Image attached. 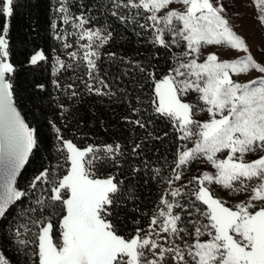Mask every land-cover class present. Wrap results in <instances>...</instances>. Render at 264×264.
Returning a JSON list of instances; mask_svg holds the SVG:
<instances>
[{
    "label": "snow or ice",
    "instance_id": "6c2138e0",
    "mask_svg": "<svg viewBox=\"0 0 264 264\" xmlns=\"http://www.w3.org/2000/svg\"><path fill=\"white\" fill-rule=\"evenodd\" d=\"M57 2L55 11L63 23L79 30L57 39L76 35L87 40L80 45L85 51L79 59L86 62L89 80L101 86L85 82L87 90L107 95L102 89L108 85L99 78L97 61L99 49L112 40L110 26L86 27L93 22L91 14L81 11L76 15L69 0ZM253 2L264 23V0ZM14 4L15 0H3L0 6V15L5 17L0 29V226L30 195L29 190L41 193L34 201L36 207L19 213L14 227H9L18 251L26 257L25 264H264V75L246 83L233 79L252 70L264 74V64L257 62L244 38L222 15L224 5L213 0H109L111 15L121 23L131 21L140 29L151 30L149 42L154 46H185L162 78L148 72L154 82V114L167 119L178 133L177 139L185 142L177 148L173 175L167 180L171 190L162 195L148 229L137 227L135 234L126 238L118 234L120 221L115 210L125 198L133 199L134 192L126 189L117 175H101L106 168L119 167L124 155L119 143L80 147L59 135L56 128L60 142L57 163L35 175L28 188L18 185L17 178L39 148V141L37 129L18 111L13 83L7 78L15 71L7 59ZM173 4L182 5L183 10L171 8ZM114 9L128 11L121 14ZM209 45H227L246 55L220 60L212 53L200 62L201 49ZM64 47L72 45L65 43ZM69 55L77 58V52ZM108 55L115 57L114 53ZM45 59L39 51L30 63ZM56 63L59 69L66 67L58 57ZM136 68L146 71L139 64ZM190 93L197 94L196 102H186ZM202 112L208 114L207 120L198 119ZM133 123L145 127L140 119ZM140 148L137 144L133 153ZM249 155L255 158L246 159ZM200 159H205L215 174L205 171L193 176L188 184L195 187L187 191V185L172 187L183 171ZM213 184L234 194L250 191L251 195L226 206L227 202L211 191ZM47 210L51 212L45 215ZM0 264H10L2 252Z\"/></svg>",
    "mask_w": 264,
    "mask_h": 264
},
{
    "label": "trees",
    "instance_id": "16d2710c",
    "mask_svg": "<svg viewBox=\"0 0 264 264\" xmlns=\"http://www.w3.org/2000/svg\"><path fill=\"white\" fill-rule=\"evenodd\" d=\"M2 2L0 0V6ZM69 6L76 15L81 11L91 14L92 27L110 26L112 40L101 48L97 61L99 78L108 85L102 90L108 94L89 92L86 83L78 77L67 80V76L73 75L70 72L72 65L67 67L68 62H65V68H58L56 60L57 57L61 60L62 44L55 32L57 21H60L59 13L55 11L59 7L57 0H15L8 34L9 60L15 71L8 78L13 83V97L29 126L37 129L39 141V148L30 156L18 185L24 188L45 167L51 168L57 163L60 142L56 128L60 129L59 135L80 147L119 143L124 152L119 158V167L106 168L101 175H117L124 181L125 188L134 192L133 199L125 198L115 210L120 221L118 234L131 237L137 227L148 229L162 195L171 190L167 180L173 175L177 148L185 143L177 139L178 133L167 119L154 114L151 104L154 82L148 72L155 73L156 79L167 74L173 66V49L150 43L151 30L140 29L131 21L121 23L113 17L109 0H69ZM114 10L121 14L128 11ZM4 23L5 17L0 15V29ZM137 32L141 34L137 35ZM66 49L70 51V48ZM39 51L44 52L46 59L31 64V56ZM109 53H114L115 57L109 58ZM137 64L146 71L140 72ZM68 85L73 87L68 88ZM93 86L101 87L96 82ZM73 91L76 96L72 95ZM134 109H140L139 113ZM137 119L145 123L144 128L133 123ZM137 144L141 148L133 153ZM184 171L181 180L174 181L172 187H180L200 174V170L196 174L193 169ZM190 187L188 185L185 191ZM29 207L36 205L25 198L0 226V236L7 233L0 240V249L11 264H25L26 257L18 251L9 227H14L18 214ZM50 212L47 210L45 215Z\"/></svg>",
    "mask_w": 264,
    "mask_h": 264
},
{
    "label": "rangeland",
    "instance_id": "374dc122",
    "mask_svg": "<svg viewBox=\"0 0 264 264\" xmlns=\"http://www.w3.org/2000/svg\"><path fill=\"white\" fill-rule=\"evenodd\" d=\"M214 4H223L224 5V12L222 15H224L229 21L230 25L232 26L233 30L244 38L245 42L247 43L251 55L257 60V62H260L261 64H264V23H261L258 19V16L260 13L258 12L253 0H213ZM173 9L183 10V6L180 4H173L170 6ZM60 20L57 21V27H56V38L58 35H63L65 32H79L78 29H75L71 27L70 24H64L62 19H60V14L58 15ZM143 22V19L141 20ZM60 24V25H59ZM86 27H92L91 25H86ZM167 38V37H166ZM58 42L62 44V47L60 48V54L61 60L64 62H68V65H72V69L70 72L73 73L71 76H67V80L69 78H76L80 79L83 84L85 82L92 83L95 81H90L89 77L87 75V67L86 62H83L79 59L83 55V52L85 49L80 47V45L87 43V40H79L78 36L76 35H69L66 39H58ZM65 43H69L72 45L70 47V51H67V49L64 47ZM173 49V57L178 56L180 53L185 51V46L181 44L180 47L172 46ZM101 48L99 49V51ZM71 52H77V58H72L69 53ZM215 53L220 60H236L244 57L246 53L242 51H238L235 49H231L227 45H209L205 48L201 49V60L200 62H203V60L206 58L207 55ZM8 61L9 57L7 58ZM173 66H174V59H173ZM172 66V67H173ZM86 69V70H85ZM169 71V70H168ZM168 73V72H167ZM79 74V76H78ZM12 73L7 74V76H11ZM264 74L258 73L256 70H252L247 74H240L238 76H234L233 79L238 80L239 82L246 83L252 79H256L259 76H262ZM196 93H190L187 97H185L186 102H196ZM208 114L206 112H202L199 114L198 119L201 121L207 120ZM192 144L188 143V147H191ZM221 158L223 156L221 155ZM255 157L249 155L246 157V159H253ZM62 162V158H61ZM193 169V174H196L200 170L201 175L203 172H211L215 174V169L212 168V166L205 160L200 159L198 161L193 162L191 165H189L185 170ZM184 173H187V171ZM192 178V177H191ZM29 183L22 189L28 188ZM182 185H189L187 183H183ZM190 186V185H189ZM195 184L193 183L190 188H194ZM211 191L214 193V195L218 198H220L223 201H226V206H233L241 201H246L248 197L251 195L249 192H241L238 194L231 193L230 190L224 189L219 185L213 184L210 186ZM30 195L26 197V199H29L30 201H35L36 197L41 195V193L37 190H29ZM47 195V193H45ZM191 219V218H190ZM204 239H207V237H204ZM161 243H165V241L161 240ZM0 252L3 253L6 259H8L5 255V253L0 249ZM9 260V259H8ZM10 262V261H9ZM11 264V262H10Z\"/></svg>",
    "mask_w": 264,
    "mask_h": 264
},
{
    "label": "water",
    "instance_id": "95a60500",
    "mask_svg": "<svg viewBox=\"0 0 264 264\" xmlns=\"http://www.w3.org/2000/svg\"><path fill=\"white\" fill-rule=\"evenodd\" d=\"M7 78H8V76H7ZM13 99H14V97H13ZM14 100H15V99H14ZM15 102H16V101H15ZM16 107H17L18 111H20V113H21V115L23 116V118L25 119V117H24L23 113L21 112V110L19 109L17 103H16ZM25 122L27 123L26 119H25ZM29 159H30V158H29ZM27 165H28V164H26L25 167H24V169L21 170V175L23 174V172H24L25 168L27 167ZM21 175L17 178V182L19 181Z\"/></svg>",
    "mask_w": 264,
    "mask_h": 264
}]
</instances>
